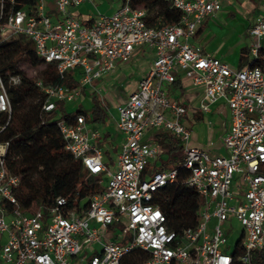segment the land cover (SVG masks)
<instances>
[{"label":"built area","instance_id":"built-area-1","mask_svg":"<svg viewBox=\"0 0 264 264\" xmlns=\"http://www.w3.org/2000/svg\"><path fill=\"white\" fill-rule=\"evenodd\" d=\"M85 1L54 0L58 16L53 20L46 12L48 0H37L30 12L17 9L0 21L3 38L24 34L60 76L69 69L80 71L71 88L36 80L46 96L44 110L54 109L55 100L80 97L93 79L130 60L136 46H151L154 57L136 90L117 107L115 126L123 139L111 169L97 144L102 133L87 124L84 114L58 119L65 149L91 174L106 176L102 189L72 209L58 196L51 206L23 213L13 193L19 179L5 174L7 143H0V234L6 235L0 264H121L136 247L148 252L143 264H232L236 251L240 262L251 264L253 251L264 248V0L248 28L253 41L241 67H231L190 41L202 19L221 8L219 0H166L181 16L176 23L159 25L149 24L147 9L132 6L131 0H121L113 12L99 13L86 24L70 13ZM178 74L202 87V111L225 100L230 119L222 136L224 154L191 145L181 121L186 107L163 87ZM0 111H10L4 89ZM149 128L169 131L181 143V166L188 170L184 180L203 198L193 226L171 228L151 203L159 187L175 180L177 169L142 174L161 150L142 139ZM233 219L242 229L229 253L223 250L222 225ZM120 221L122 228L113 226Z\"/></svg>","mask_w":264,"mask_h":264},{"label":"trees","instance_id":"trees-1","mask_svg":"<svg viewBox=\"0 0 264 264\" xmlns=\"http://www.w3.org/2000/svg\"><path fill=\"white\" fill-rule=\"evenodd\" d=\"M36 3L37 0H0V21L17 9L30 12ZM130 3L147 9L149 24H172L178 22L181 16L180 10L166 0H131ZM200 30L201 26L196 34ZM248 54L249 48L242 47L238 67L247 63ZM23 59L40 68L36 76L31 77L20 69L19 63ZM79 75V69H69L60 76L54 64L44 62L36 54L32 40L24 34H14L8 38L0 34V83L10 105V111H0V143H7L2 160L5 174L16 175L19 179L13 193L23 213H33L41 206H51L58 196L65 197L66 208L72 209L79 201L102 189L101 175L88 172L80 160L65 149L57 126L58 119L70 118L76 113L84 114L87 121L103 124L105 112L97 96H92L88 113L78 106L75 111L56 116L57 100L54 109L44 110L46 96L36 85V80L40 79L43 84L71 88L78 83ZM12 77L18 80L13 82ZM156 138L159 144L167 146L169 154L174 155L158 169L174 167L177 174L172 183L154 192L151 203L163 211L171 228L178 230L193 226L198 221L203 198L184 180L188 170L181 166L180 141L173 134L163 131L158 132ZM145 173H148V165L142 174ZM236 255L237 251L232 264H243ZM147 256L146 250L136 247L123 255L121 264H143ZM251 264H264V248L253 251Z\"/></svg>","mask_w":264,"mask_h":264},{"label":"crops","instance_id":"crops-1","mask_svg":"<svg viewBox=\"0 0 264 264\" xmlns=\"http://www.w3.org/2000/svg\"><path fill=\"white\" fill-rule=\"evenodd\" d=\"M237 1L238 0H219L221 8L215 13L204 17L199 25V27L201 26V30L198 34L195 33V35L190 39L192 44L200 45L205 52L218 57L222 61L228 63L231 67H238L241 48H249L251 43L249 45L248 43L243 44L242 42H238L234 45H230L229 39L232 35V29H227V24L223 20L226 18L223 17L222 11L227 8L236 11L234 9H236L237 7L245 12V14L251 13L252 19L246 24V31L248 32V28L254 21L256 15L261 12L262 5L261 0H239L241 4L237 3ZM120 2L116 6H112L107 0H87L75 7H72L70 9V13L79 18L83 23L90 24L93 22V18L97 14H109L113 12L118 8ZM52 3L55 4L54 0H48L47 7H50L49 13L51 15V18L55 20L58 15L55 13V11L53 12L51 10ZM219 19H221L220 23H218ZM153 57L154 49L151 46H136L133 49L130 60L128 62H118L116 67L114 68V71L109 74V78H115L116 74H120L122 70L124 71L127 68H131L132 70L137 71L134 82L129 90L130 94L131 92L136 90L139 79L144 76L149 70ZM109 78L107 80L108 83H110ZM175 80L176 82L165 84L163 87L171 98L179 100L186 107V112L181 117V121L190 131L191 145L207 149L212 154H224L225 150L222 145V136L229 126L230 119L229 109L225 100L223 98H219L215 102L211 103L209 105V110L205 111L208 116L204 117L203 111L199 106L200 102L203 99L202 87L198 85H192L181 74H178ZM88 87L84 89L83 92H87V94H90L91 91L94 92L92 95L90 94L91 96L89 97V100L92 103V96L96 95L99 100V105L105 112V107L102 104L104 96L101 94V92V96H99V93V95H97V91L94 86L91 85L90 88ZM122 102H124L123 99L116 102V114L110 115V121L104 119L102 127H99L96 122H92L91 120L87 121V124L90 127L97 128L102 133V136L97 141V144L103 151V158L105 154H108L109 158L112 159V161L115 160L123 139V135L116 129L115 126L117 107ZM160 131L163 130L149 128L145 131L142 139L144 141H151L159 144L156 138V134ZM163 162H161L158 167ZM158 167L155 170H157ZM164 168L169 167L166 166ZM5 239L6 235L5 238L2 239L0 234V246L5 241Z\"/></svg>","mask_w":264,"mask_h":264},{"label":"rangeland","instance_id":"rangeland-1","mask_svg":"<svg viewBox=\"0 0 264 264\" xmlns=\"http://www.w3.org/2000/svg\"><path fill=\"white\" fill-rule=\"evenodd\" d=\"M109 4L112 6H116L120 0H107ZM237 3L241 4L240 1L238 0ZM46 12L47 14L51 17L50 15V7H46ZM51 10L57 14V7L55 4L52 3V8ZM236 11H233L230 8H227L222 11L223 17L226 19H223L226 24H227V29H232V35L229 39L230 45H234L235 43L242 42L243 44H249L252 43L253 39L248 34L246 31V24L252 19L251 13L245 14L240 8L234 9ZM221 22V19H219V22ZM234 32V33H233ZM261 43H264V39L260 40ZM129 61V60H128ZM126 61V62H128ZM19 67L22 71H24L27 75L34 77L38 73V70L40 69L38 66L33 65L30 63L28 60L23 59L19 63ZM114 71L111 70L105 74H102L98 78H95L91 81V85L96 88L97 95L101 94L104 96L102 104L105 107V115H106V120L110 121L111 120V114L115 115V104L119 100L123 99L124 101L127 99L129 95V90L134 82V78L136 76L137 71L132 70L131 68H127L126 70H122V72L118 75L116 74L115 78L110 77L109 74H111ZM104 75V76H103ZM103 76V77H102ZM108 78L110 83H108ZM91 87V86H90ZM88 87V88H90ZM4 87L0 83V93H3ZM101 90V91H99ZM105 92V93H104ZM94 92L91 91V95ZM99 93V94H98ZM90 94H87L82 92V95L76 99H73L71 101H62V100H57V109H56V116L61 115L63 112H68V111H75L78 106L84 110L85 112H89L91 108V101L89 100V97L91 96ZM101 94L99 96H101ZM204 117H207L208 115L203 111ZM99 127H102V124H98ZM166 134H171L169 131H164ZM160 152L157 154V156L153 159L150 160L147 165H148V173H145L144 175L147 177L149 176L153 170H155L158 165L163 162L164 160L168 158H173V154H169L167 152V146L164 144H160ZM179 150H176L175 152H178ZM103 161L106 163V165L111 169L113 167V162L112 159L109 158L108 154L104 155ZM102 177V182L101 186H104L106 184V176L104 174L101 175ZM124 222H115L114 227L116 228H122L124 226ZM241 225L235 220L231 221H226L222 225V230L225 234L226 237V247H223V250L229 253H232L234 250L235 243L239 239L240 233H241ZM110 234V233H109ZM1 238H5V233L1 234Z\"/></svg>","mask_w":264,"mask_h":264}]
</instances>
